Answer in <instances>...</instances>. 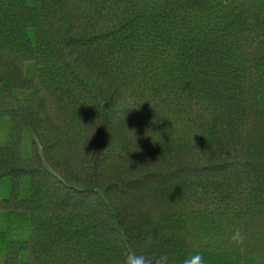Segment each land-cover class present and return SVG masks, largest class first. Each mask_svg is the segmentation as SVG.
<instances>
[{
    "label": "trees",
    "instance_id": "1",
    "mask_svg": "<svg viewBox=\"0 0 264 264\" xmlns=\"http://www.w3.org/2000/svg\"><path fill=\"white\" fill-rule=\"evenodd\" d=\"M130 252L264 264V0H0V264Z\"/></svg>",
    "mask_w": 264,
    "mask_h": 264
},
{
    "label": "clouds",
    "instance_id": "2",
    "mask_svg": "<svg viewBox=\"0 0 264 264\" xmlns=\"http://www.w3.org/2000/svg\"><path fill=\"white\" fill-rule=\"evenodd\" d=\"M230 239L235 245H243L246 236L241 229L237 228L233 231ZM123 264H171V262L166 253L153 258L142 253L130 252L124 258ZM182 264H206V261L201 253H195L185 257Z\"/></svg>",
    "mask_w": 264,
    "mask_h": 264
}]
</instances>
